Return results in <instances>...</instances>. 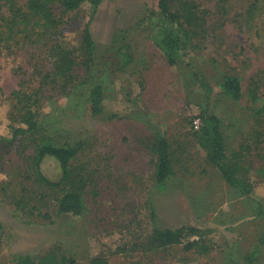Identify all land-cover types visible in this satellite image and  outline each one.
<instances>
[{
    "label": "rangeland",
    "instance_id": "rangeland-1",
    "mask_svg": "<svg viewBox=\"0 0 264 264\" xmlns=\"http://www.w3.org/2000/svg\"><path fill=\"white\" fill-rule=\"evenodd\" d=\"M158 1H102L90 25L96 45L94 82L104 92L98 118L89 112V86L64 93L50 78L42 80L51 69L50 46L78 43L86 5L73 12L56 5L54 29L15 32L0 44V133H8L11 93L36 95L42 129L36 140L80 146L72 171L84 204L79 217L58 215L60 194L38 181L30 138L0 146V264L50 252L78 264H246L264 236V222L253 217L248 201L207 163L196 139L200 123L190 121L197 109L188 104L199 102L190 81L194 72L215 93L222 75L239 79L242 99L230 103L217 96L214 110L228 154L241 142L253 145L254 169L247 175L264 205V179L258 174L264 166V117L253 116L248 98L256 91L264 99V0H186L200 21L183 24L187 59L176 66L149 39L150 14L157 11ZM180 1L170 0L178 14ZM121 32L134 57L124 71L117 69L112 46L113 35ZM138 113L140 119L135 118ZM153 129L167 139L175 170L162 192L154 187L156 164L146 150ZM38 170L51 183L61 178L59 164L50 157ZM152 211L160 230H199L205 252L151 245ZM252 264H264V246Z\"/></svg>",
    "mask_w": 264,
    "mask_h": 264
},
{
    "label": "trees",
    "instance_id": "trees-1",
    "mask_svg": "<svg viewBox=\"0 0 264 264\" xmlns=\"http://www.w3.org/2000/svg\"><path fill=\"white\" fill-rule=\"evenodd\" d=\"M102 1L0 0V44L11 40L15 32L34 34L38 27L44 29V32L54 29L57 25L53 14L56 5L65 12H73L84 5L87 6L86 24L80 33L78 43L73 46L63 44L50 46L48 53L51 59V69L49 73L43 75L42 80L50 78L54 84L58 85L60 92L64 93L69 89L79 90L83 86H89L87 102L93 118L100 117L103 112L104 92L102 86L94 82L96 45L92 38L90 25L95 20ZM178 11L180 14L171 8L170 0H159L157 11L150 14L153 23L149 39L170 66L186 63L187 52L183 41V24L194 26L200 21L195 6L186 0L180 1ZM124 34L125 32H121L112 37L114 57L119 71L130 67L134 60L130 46L125 44ZM190 81L196 93V99L199 101L189 100L188 102L190 106L197 109V115L190 121L200 123L196 139L200 149L204 152L207 163L218 171L221 179L239 198L248 201L253 217L264 222V205L255 196L253 185L247 175V170L254 169V147L250 142L244 141L238 144L235 151L228 154L221 131V121L214 110L217 96L230 103H237L242 99L243 92L239 79L222 75L217 85V93L205 77L198 72L191 74ZM248 98L252 105L253 116L264 117V99L259 97L256 91L249 92ZM8 101L9 111L6 125L8 133L6 135L0 133V146L11 147L22 138H30L29 141L35 145L34 167L38 181L57 190L60 194L56 202L57 214L81 216L84 211L83 191L74 183L72 171V162L76 159L80 146L56 143L50 139L36 140L42 130L37 114L39 102L36 100V95L17 90L11 93ZM140 115L142 114L138 113L135 118L140 119ZM151 134L146 141V150L156 164L154 187L162 192L165 190L166 183L175 176V170L167 139L155 129L151 131ZM47 157L54 159L60 166L61 178L57 183H51L39 173V165ZM258 174L264 179V166L258 169ZM150 219L153 224L149 237L151 245L164 248L181 245L187 251L205 252L206 242L202 239L199 230L191 227L160 230L154 227L156 215L153 211L150 213ZM194 236L198 240H191ZM262 246H264V236L253 247L251 254L246 256V264H252L256 260ZM15 264L78 263L63 254L50 252L39 259H34L29 255H19L15 258Z\"/></svg>",
    "mask_w": 264,
    "mask_h": 264
},
{
    "label": "built area",
    "instance_id": "built-area-1",
    "mask_svg": "<svg viewBox=\"0 0 264 264\" xmlns=\"http://www.w3.org/2000/svg\"><path fill=\"white\" fill-rule=\"evenodd\" d=\"M195 124L197 123V122H194Z\"/></svg>",
    "mask_w": 264,
    "mask_h": 264
}]
</instances>
